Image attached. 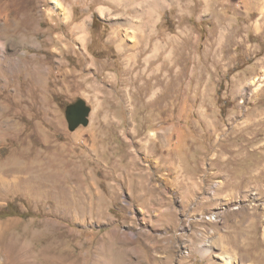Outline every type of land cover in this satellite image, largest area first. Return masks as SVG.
I'll use <instances>...</instances> for the list:
<instances>
[{
    "label": "rangeland",
    "instance_id": "1",
    "mask_svg": "<svg viewBox=\"0 0 264 264\" xmlns=\"http://www.w3.org/2000/svg\"><path fill=\"white\" fill-rule=\"evenodd\" d=\"M133 1L0 0V264H264V0Z\"/></svg>",
    "mask_w": 264,
    "mask_h": 264
},
{
    "label": "bare ground",
    "instance_id": "2",
    "mask_svg": "<svg viewBox=\"0 0 264 264\" xmlns=\"http://www.w3.org/2000/svg\"><path fill=\"white\" fill-rule=\"evenodd\" d=\"M131 1H133V0H131ZM162 2H165V1H163V0H134L133 1V3H135L134 7H129V8L133 12V16L135 17L136 20L135 21L134 20L131 21V19L128 20V22L132 26L131 29H133L131 31H133V32H131V31L126 32L125 33L126 37L129 39H133V40L137 39L138 33L143 32L145 30V28L148 27L149 21L151 19L152 14L154 13V10H158L159 8H161ZM58 6H59V4H57V8H58ZM148 18H150V19H148ZM141 36H142L141 39H139L140 41L144 39V35L142 34ZM140 41L136 40V43L133 46L136 47V45L138 43H140ZM162 68L164 69L165 66ZM5 180L10 182L8 179H5ZM2 181H4V179Z\"/></svg>",
    "mask_w": 264,
    "mask_h": 264
},
{
    "label": "water",
    "instance_id": "3",
    "mask_svg": "<svg viewBox=\"0 0 264 264\" xmlns=\"http://www.w3.org/2000/svg\"><path fill=\"white\" fill-rule=\"evenodd\" d=\"M90 112L91 109L84 100L70 104L65 111L69 129L74 131L81 126H88Z\"/></svg>",
    "mask_w": 264,
    "mask_h": 264
}]
</instances>
